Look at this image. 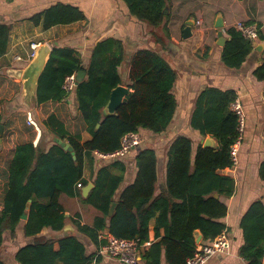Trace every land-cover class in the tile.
Segmentation results:
<instances>
[{"label":"trees","instance_id":"trees-1","mask_svg":"<svg viewBox=\"0 0 264 264\" xmlns=\"http://www.w3.org/2000/svg\"><path fill=\"white\" fill-rule=\"evenodd\" d=\"M122 1L137 20L153 28L166 25L169 13L164 14L163 10L169 0ZM84 18L77 6L56 3L29 20L46 30ZM10 29L9 23H0V57L6 52ZM226 33L228 40L221 48V61L227 67L239 68L251 52L252 42L235 27L227 28ZM160 39L155 37L156 41ZM123 59L122 43L111 37L94 45L87 66L82 65L74 49L52 45L36 85L34 105L61 102L73 95L81 129L90 138L82 141V130L71 133L60 117L51 112L38 120L41 134L51 135L47 146L27 141L14 147L0 203V245L6 234L11 241H18V237L27 240L15 250L14 261L18 264H98L101 258L96 251L106 243L100 236L104 231L115 238L135 240L143 264H161L162 260L165 264H185L197 246L210 243L226 229L223 218L227 207L222 198L231 196L235 189L234 179L227 173L233 165L231 148L237 138V116L230 110V103L236 98L232 90L210 87L199 93L189 125L199 136L209 135L217 144L214 147L198 144L193 150L190 137L176 136L167 149L165 183L157 194L156 153L152 148H141L140 144L132 149L137 153L131 183L119 188L126 171L119 159L99 167L93 177L95 152L113 153L128 132H164L176 110L172 93L175 70L157 51L143 48L134 52L128 63L131 91L114 113L103 114L110 91L122 83L119 67ZM78 71L84 73L83 78L71 93L65 92L62 88L65 77ZM253 75L258 80L264 79V62L255 67ZM54 137L66 141L75 158L54 142ZM86 162L91 171L89 179L83 177ZM258 176L264 182V159L259 163ZM89 181L94 186L82 198L81 187ZM61 195L77 197L99 214L91 225L81 224L79 214L65 216ZM112 202L116 205L107 218ZM24 213L26 218L22 219ZM153 218L156 240L145 247ZM68 222L73 231L63 230ZM45 227L63 231L64 235H38ZM239 227L243 238L239 256L246 264H264L261 200L249 205ZM159 229H163L161 235ZM195 231L201 234L199 243L195 242ZM76 232L96 250L87 252L86 244ZM0 264L5 263L0 259Z\"/></svg>","mask_w":264,"mask_h":264},{"label":"crops","instance_id":"crops-1","mask_svg":"<svg viewBox=\"0 0 264 264\" xmlns=\"http://www.w3.org/2000/svg\"><path fill=\"white\" fill-rule=\"evenodd\" d=\"M56 3L77 6L85 18L69 24L55 25L46 30L29 20L33 14ZM167 8L169 17L166 25L153 28L130 15L122 0H0V23L11 25L6 52L0 57V124L3 127L0 135V202L5 187L7 165L14 147L18 143L27 141L33 143L36 141L35 145L39 143L47 146L50 140L49 136L42 135L41 131L39 135L36 132L30 135V129L23 124L19 125L18 122H3L4 117L11 113L13 105L22 111L29 105L24 100L22 82L11 76L9 70L24 67L27 64L24 58L32 50L31 44L41 43H46L50 47L57 45L72 48L78 53L82 65L87 66L94 45L106 38H115L120 40L124 49L119 75L122 81L120 85L126 87L128 93L131 91L128 87V63L132 54L139 49L157 51L176 72L172 87L176 110L170 125L160 134L147 130L139 132L142 136L141 148H152L156 153V194L161 191L165 183L167 149L171 141L179 135L188 136L192 140L194 150L198 144H203L205 137H209V135L199 136L189 125L199 93L210 87L229 89L241 102L244 109V132L241 141L236 145L233 165L227 170L234 179L235 189L231 196L222 198L227 207L223 222L230 238V247L226 253L210 257L206 264H246L238 254L243 242L239 227L240 219L252 202L261 200L264 203V182L258 176L259 163L264 159V79L258 80L253 75L255 67L264 62V0H169ZM218 15L222 17L221 29L214 27ZM191 18L195 20L194 25L191 26V36L183 38L182 30L185 22ZM238 21L257 24L256 42L260 46L259 49L252 47L239 68H230L221 61L222 46L216 44L217 32L221 30L223 37L228 40L227 28L234 27ZM156 36L161 39L156 41ZM16 55L21 56L23 60H16ZM7 89L11 90L9 97L2 99V94H5ZM43 105L50 106L47 114L56 113L64 123L65 118L71 122H81L71 94L61 102H47L38 107ZM33 112L35 116H39L36 110ZM46 115L40 114L39 117L43 119ZM65 125L71 133L82 130V125L68 126L66 123ZM17 134L21 137L20 141L16 139ZM89 138L90 135L82 130V141ZM213 140L216 145V140ZM136 153L130 150L125 157L119 158L126 168L120 189L131 183L135 177ZM112 161L114 159L94 153L93 177L99 167L108 165ZM90 175V167L86 162L83 177L89 179ZM80 201L77 197L60 196L65 216L72 217L74 214H79L81 224L91 225L93 218L99 212L90 205L81 207ZM70 203L79 208L73 209ZM154 222L155 218L149 223L148 242L144 244L145 247L156 240ZM67 224L72 227L69 230L73 231L74 227L71 223ZM162 233L163 229H159V234ZM103 234H106V231ZM38 235L60 237L64 232H55L45 227ZM76 236L86 244L87 252L96 250L84 236L77 232ZM26 241L20 237L18 241H11L6 234L0 248V259L5 264H18L14 261L15 250ZM55 248H57L56 244ZM100 258L98 264H119L105 254H101ZM137 264H143L141 258ZM161 264L165 262L162 260Z\"/></svg>","mask_w":264,"mask_h":264},{"label":"built area","instance_id":"built-area-1","mask_svg":"<svg viewBox=\"0 0 264 264\" xmlns=\"http://www.w3.org/2000/svg\"><path fill=\"white\" fill-rule=\"evenodd\" d=\"M234 27L245 39L251 42L258 40L257 24L238 21L234 24ZM37 45L38 44H31L32 50L31 52L27 53L26 57L24 58L25 62H28L34 55ZM15 59L23 60V58L18 55L15 56ZM76 84V73H73L65 77L62 88L65 92L71 93ZM230 110L237 116V138L231 148V156L234 160L236 155V145L241 141L244 132V109L237 97L230 103ZM26 122L28 125L34 128L37 135L40 134V127L30 112H27L26 114ZM141 141L142 136L139 132H128L121 137L120 145L113 153L108 155L99 154L97 152L95 153L102 157L114 160L123 158L130 150L138 146ZM33 144L35 145L36 141ZM100 236L106 239V243L98 249L97 255L105 254L119 264L138 263V257L140 256V246L135 240L115 238L108 235L107 233H101ZM229 247L230 238L225 229L222 230L210 243L197 246L194 254L186 259L185 264H206L210 257L215 254L226 253L229 250Z\"/></svg>","mask_w":264,"mask_h":264},{"label":"water","instance_id":"water-1","mask_svg":"<svg viewBox=\"0 0 264 264\" xmlns=\"http://www.w3.org/2000/svg\"><path fill=\"white\" fill-rule=\"evenodd\" d=\"M164 14L168 13L167 6L163 10ZM195 20L193 18L186 20L185 27L182 30V37L188 38L191 36V26L194 25ZM214 27L216 29H221L223 27L222 17L221 15H218L216 18V21L214 23ZM226 41V38L223 37L222 31L218 30L217 32V41L216 44L220 46H224ZM259 43L256 41H252V47L255 49H259ZM51 49L48 44L41 43L38 44L35 48L34 55L31 57V59L27 62V64L22 68H12L9 70V74L11 76L18 78L23 85V96L26 104H34V98H35V91H36V85L38 83L39 77L41 73L43 72V69L46 65V62L51 54ZM84 76V73L82 71H78L76 73V80L77 82L80 81ZM128 94V90L126 87L122 85H117L115 88H113L110 91L109 98L107 103L102 109L103 114H112L115 112L116 108L122 103V99L124 96ZM2 133V125L0 124V135ZM54 142L59 144L62 148L65 150H68L72 157L75 158V154L72 150V147L66 142L63 141L57 137L53 138ZM1 143V141H0ZM203 147H214L215 143L212 137H205L203 144ZM94 184L92 182H88L86 185L81 187L80 193L82 198H86L90 190L93 188ZM116 202H112L110 204L107 218H109L115 208ZM22 219L26 218V213H24L21 217ZM71 230L72 227L70 225H65L63 227L64 231ZM195 242L199 243L201 239V234L198 231L194 232ZM140 256L138 259L140 260Z\"/></svg>","mask_w":264,"mask_h":264},{"label":"rangeland","instance_id":"rangeland-1","mask_svg":"<svg viewBox=\"0 0 264 264\" xmlns=\"http://www.w3.org/2000/svg\"><path fill=\"white\" fill-rule=\"evenodd\" d=\"M11 92L10 89H7L5 94H2V99H7L9 96V93ZM28 107L25 106V108L22 110L18 109L17 106L13 105V109L11 110V113L9 115H7V117H4V121L3 122H18L19 125L20 124H23L24 126H26L27 128L30 129V135L32 133L35 134V130L32 126L28 125L27 122H26V117H25V112L28 111L31 113V115H33L32 117L36 120V122L38 123L39 121L38 120H41L42 117L40 118V114H42L43 116H45L49 111H50V106L49 105H43L42 107H38V106H35L34 104H31L29 103V105H27ZM34 110L37 111V113H39V116H35L34 114ZM65 123L68 125V126H71V125H77V126H81V122H71L69 119H66L65 118ZM2 130H3V127H2ZM20 130V128H19ZM50 138V134H47ZM16 139L18 141H20L21 137L19 136V134H17L16 136ZM10 149V148H9ZM8 154V153H7ZM86 167V166H85ZM1 203V202H0ZM64 203H66V201H64ZM69 203V202H67ZM87 205H89L88 203H85V202H81L80 201V206L81 207H86ZM70 206L71 207H74L72 206V203H70ZM91 206V205H90ZM65 207H66V204H65ZM79 207H74L73 209H78ZM94 208V207H93ZM4 245V244H3ZM2 247V244L0 245V248Z\"/></svg>","mask_w":264,"mask_h":264}]
</instances>
